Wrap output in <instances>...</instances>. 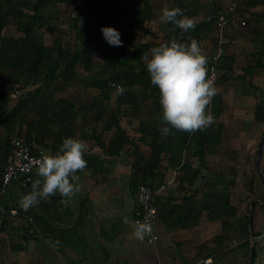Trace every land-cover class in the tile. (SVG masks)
<instances>
[{
  "label": "crops",
  "instance_id": "obj_1",
  "mask_svg": "<svg viewBox=\"0 0 264 264\" xmlns=\"http://www.w3.org/2000/svg\"><path fill=\"white\" fill-rule=\"evenodd\" d=\"M213 1L220 2L221 12L230 2H236L247 25L237 32L229 24L224 29L215 27L199 41L206 55L213 58L218 51L219 38L223 36L228 40L217 59L223 60L221 68L216 70L215 83L218 89L215 97L220 100L219 121L224 133L216 151L204 158L190 157L183 152L182 162L190 159L193 168L200 170L203 177L221 175L219 189L230 194L229 206L235 214L212 221L203 211L192 228L175 230H170L157 219L153 234L157 240L163 238L164 243L160 248L147 250L144 243L151 244L147 242L146 234L143 240L134 235L137 202L130 187V176L133 158L139 157L143 161L150 155L151 136L140 135L138 118H124L121 126L132 143H128L117 156L110 157L104 149L113 131H105L100 122H91L89 116L83 120L82 114H77L74 122L77 130L73 138L88 144L84 155L87 167L76 173L80 191L71 198L57 193L56 197L42 199L37 206L24 211L19 200L31 191L32 182L38 178L36 172L25 189L16 183L11 184L0 196V201L5 207L17 208L19 215L4 219L0 227V264H202L199 263L201 256H213L215 264H249L253 245V264H264V246L254 242L255 238L258 240L264 235V183L256 167L264 124L254 119L256 107L264 103V56L256 55L259 35L264 32V0ZM211 2L198 0L191 9L193 14L187 17L195 18L196 23L203 21ZM155 3L159 11L155 21L148 26L152 32H157L164 24L159 21L160 10L170 7L173 0H155ZM153 39L147 36L142 41ZM159 41L165 43L162 38ZM100 60L96 56L92 64ZM257 63L262 67H254ZM78 72L80 78L75 86L69 87L60 97L74 102L99 98L98 89L85 85L89 73L82 67ZM31 91L32 88H27L11 95L8 107L0 113V122L21 96ZM113 98L114 95L106 108L113 107ZM153 106L151 101H144L142 109L147 112L153 110ZM27 116L26 121L16 124L15 135L21 137L33 154L39 151L45 154V150L55 154L61 145L55 138L56 120H51L49 114L45 120L31 113ZM8 138L9 134L0 125V181L10 147ZM167 158L168 155H164L163 167L168 164ZM260 171L264 176V148ZM182 177L180 168H169L161 183L162 189H159L161 197L181 198L184 190H188L186 184L181 183ZM206 186L204 179H199L192 188L205 191ZM23 228H33L35 232L25 245L23 234L19 233Z\"/></svg>",
  "mask_w": 264,
  "mask_h": 264
},
{
  "label": "trees",
  "instance_id": "obj_2",
  "mask_svg": "<svg viewBox=\"0 0 264 264\" xmlns=\"http://www.w3.org/2000/svg\"><path fill=\"white\" fill-rule=\"evenodd\" d=\"M197 2L173 0L168 8L179 7L185 16H191V9ZM219 4L212 0L206 9V18L196 23L194 30L185 33L172 23H164L157 32L150 30L148 26L155 21L159 11L155 0H0V113L8 107L11 95L32 88L2 118V129L9 136L21 138L15 135L16 124L26 121L28 113L42 120L49 114L51 120H56V141L62 144L64 138L75 135L77 128L74 122L77 114H82L83 120L89 116L91 122H100L103 130L113 131L108 145L103 146L105 154L113 157L132 143L121 126L122 120L138 118V132L141 136L150 135L152 142L147 159L133 158L130 176L132 191L136 192L139 185L159 191L169 168H180L183 173L181 183L188 187L181 198L157 197V219L170 230H175L192 228L203 211L212 221L233 216L235 210L229 206L230 194L219 189L222 176L203 177L200 170L193 168L190 159L182 162L183 152L190 157L204 158L220 146L224 133L219 121L220 100L214 97L211 101L209 110L215 122L208 128L191 133L172 129V135L162 136L161 128L166 125L162 123L159 90L150 82L146 64L141 59L150 48L161 43L160 38L165 43L173 37L186 43L190 37L198 42L207 37L217 27L218 17L222 14ZM56 23L61 27L52 28ZM8 25L15 27L16 36L5 35ZM102 27L116 29L122 46H110L103 37ZM63 28L68 30L70 44L62 40ZM44 33L50 34L51 44L45 42ZM147 36L154 39L143 42ZM259 38L256 55L262 57L264 32ZM96 56L101 60L92 64ZM207 57L208 69L212 66L216 70L221 68L223 59L213 63L212 57ZM79 67L89 73L85 85L98 89L99 98L74 102L60 97L69 87L75 86L80 78ZM254 67L262 65L257 63ZM111 84L122 85L125 91L116 95L115 86ZM113 95V107L106 108ZM144 101L153 103L154 113L153 110L145 112L142 109ZM254 119L264 124V103L256 107ZM164 155H168L165 167L162 166ZM199 179H204L207 185L205 191L192 188ZM3 224L4 219L0 227ZM28 229H19L20 235ZM252 250L255 255L254 245Z\"/></svg>",
  "mask_w": 264,
  "mask_h": 264
},
{
  "label": "clouds",
  "instance_id": "obj_3",
  "mask_svg": "<svg viewBox=\"0 0 264 264\" xmlns=\"http://www.w3.org/2000/svg\"><path fill=\"white\" fill-rule=\"evenodd\" d=\"M160 21L172 23L185 33L196 26L195 18L185 16L179 7L163 8ZM101 32L110 46H122L116 29L102 27ZM141 59L146 64L150 82L159 90L162 123L166 125L161 128L162 136L172 135V129L190 133L202 131L215 122L209 106L218 89L215 78L209 76V59L200 42L191 37L186 43L179 42L173 37L150 48ZM124 91L122 85H115L116 95ZM87 151V142L73 137L64 138L55 154L45 150L37 161L38 178L32 182L31 191L20 198V207L28 211L40 200L52 199L57 193L69 198L78 193L76 173L87 167L84 159ZM150 231L149 223H138L134 235L143 240Z\"/></svg>",
  "mask_w": 264,
  "mask_h": 264
},
{
  "label": "built area",
  "instance_id": "obj_4",
  "mask_svg": "<svg viewBox=\"0 0 264 264\" xmlns=\"http://www.w3.org/2000/svg\"><path fill=\"white\" fill-rule=\"evenodd\" d=\"M73 15L74 11L71 12V16ZM227 24H229L230 28L234 32H237L247 25L244 16L238 10V6L234 1L230 2L222 14L218 17L217 28L224 29ZM227 43V38L223 36L219 38L217 48L218 51L212 58L213 63L217 61L221 53V48ZM209 76L214 77L216 83L217 73L214 66L210 67ZM111 86L113 87L115 85L111 84ZM8 141L10 149L6 156L4 170L1 175L0 196L4 195L7 192L8 187L13 183H16L18 187L25 189L30 183L33 174L37 172V161L41 159L42 155L44 154L43 151L33 154L29 146L17 136H9ZM160 190L154 192L144 185H139L135 192L137 206L134 211V225L137 226L138 223L145 222L151 225L150 233H146L147 242L149 244H153L157 240V237L153 234V225L157 220L158 210L156 206V200L161 192ZM18 215L19 210L17 208L5 207L0 201V224L3 219L16 218ZM28 221L31 223L32 218L29 217ZM22 234L25 239L23 240V244L25 245L27 241L34 237L35 232L33 228H29ZM40 238L42 239L41 236ZM199 263L215 264V259L213 256H201L199 258Z\"/></svg>",
  "mask_w": 264,
  "mask_h": 264
},
{
  "label": "rangeland",
  "instance_id": "obj_5",
  "mask_svg": "<svg viewBox=\"0 0 264 264\" xmlns=\"http://www.w3.org/2000/svg\"><path fill=\"white\" fill-rule=\"evenodd\" d=\"M159 18V17H158ZM157 18V19H158ZM160 21V20H159ZM60 26L61 27V24H55L52 26V28H56ZM65 28V27H64ZM63 30L65 31L64 32V35L62 36V40L65 44H70V36H69V33H68V30L67 29H64ZM5 35L6 36H16V31H15V27L13 25H8L6 30H5ZM44 40L47 44H51V41H52V38L50 37V34L49 33H44ZM154 117H155V114H153ZM160 195V194H159ZM162 196V195H161ZM157 220L155 221L154 225L156 224ZM163 236V234L161 235ZM255 244L257 245L258 243H261L263 246H264V235L262 236V238L256 240H254ZM164 243V239L159 237V239L157 241H155L153 244L151 245H148L147 243H144V248H146L147 250L148 249H154V248H160L161 245ZM175 251L177 252L178 251V248L176 247L175 248Z\"/></svg>",
  "mask_w": 264,
  "mask_h": 264
},
{
  "label": "water",
  "instance_id": "obj_6",
  "mask_svg": "<svg viewBox=\"0 0 264 264\" xmlns=\"http://www.w3.org/2000/svg\"><path fill=\"white\" fill-rule=\"evenodd\" d=\"M263 147H264V137L258 147V151H257V157H256V167L258 169V172H259V177L261 179V181L264 183V176L262 174V172L260 171V162H261V156H262V152H263ZM249 264H253V252H252V249H251V252H250V262Z\"/></svg>",
  "mask_w": 264,
  "mask_h": 264
}]
</instances>
